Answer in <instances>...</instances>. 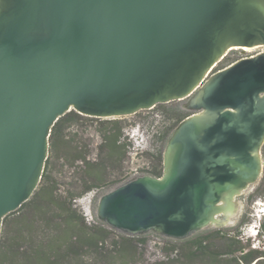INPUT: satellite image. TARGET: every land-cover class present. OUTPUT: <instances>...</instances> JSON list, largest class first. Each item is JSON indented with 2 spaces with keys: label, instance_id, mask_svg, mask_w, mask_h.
I'll return each mask as SVG.
<instances>
[{
  "label": "water",
  "instance_id": "water-1",
  "mask_svg": "<svg viewBox=\"0 0 264 264\" xmlns=\"http://www.w3.org/2000/svg\"><path fill=\"white\" fill-rule=\"evenodd\" d=\"M246 47L264 48V0H0V234L38 188L65 114L120 118L184 99L195 113L169 138L162 176L109 191L98 217L176 240L230 221L210 220L223 194L264 168V52L215 72Z\"/></svg>",
  "mask_w": 264,
  "mask_h": 264
},
{
  "label": "trees",
  "instance_id": "trees-1",
  "mask_svg": "<svg viewBox=\"0 0 264 264\" xmlns=\"http://www.w3.org/2000/svg\"><path fill=\"white\" fill-rule=\"evenodd\" d=\"M175 104L176 101L158 104L153 109ZM176 113L175 122L163 136L164 143L188 117L183 110ZM91 120L101 125L95 158H92L90 145L76 138L71 140L73 146L65 142L67 124H83ZM130 127L128 116L100 120L75 110L58 120L52 129L50 154L38 188L28 201L3 221L0 264H138L140 249L147 243L145 234L116 236V229L104 222L87 221L75 204L77 198L91 190L111 191L130 180L125 172V163L134 147L126 135ZM54 154L72 166L80 163L76 167V181L64 191L49 174ZM262 156L264 159V146ZM145 173L161 177L163 171L157 166ZM251 197L264 200V176ZM257 236L264 237V217ZM252 246L240 235L232 236L222 231L192 235L183 240L168 238L164 246L167 259L160 264H264V250L261 246Z\"/></svg>",
  "mask_w": 264,
  "mask_h": 264
},
{
  "label": "rangeland",
  "instance_id": "rangeland-1",
  "mask_svg": "<svg viewBox=\"0 0 264 264\" xmlns=\"http://www.w3.org/2000/svg\"><path fill=\"white\" fill-rule=\"evenodd\" d=\"M262 52H264V48L231 50L222 62L219 63L218 67H216L215 72L238 60L256 56ZM188 101L189 99H184L176 101L177 104L171 107L144 110L137 115L128 116V122L132 127L127 129L126 135L134 145L129 159L125 163V172H127L130 180L140 176L155 177L145 173V171L156 168L157 166L161 167L162 171H164V154L171 136L165 143L163 142V136H165L168 128L175 122L174 115L177 114L176 112L179 109L186 112L188 117L195 113L186 108ZM100 126V122L92 120L86 121L83 124H67L64 131L67 134V141L65 142L69 146H73L74 143L71 140L76 138L81 143L90 145L92 158H95L98 154L97 146L100 143V133L98 131ZM59 157L60 155L58 154L52 155L49 174L51 175V180L59 183L61 190L64 191L70 187L71 183L76 181L78 171L76 167L80 166V163L78 162L72 166L66 160ZM263 176L264 172H262L260 179L251 189L244 191L236 197V211L230 221L223 225L205 228L193 234V236L198 234L206 235L214 231L228 232L232 236L240 235L244 242L252 243V247L261 246L264 250V237L257 236L260 221L264 217V200L260 198L252 199L251 197L263 179ZM78 189L80 190L81 187L78 186ZM109 191L105 189H94L75 200L76 206L84 213L87 221L92 222L94 219L101 221L97 213L99 202ZM115 233L116 236L127 234L119 230H115ZM144 234L146 235L147 243L140 249L138 264H160L161 261L166 260L164 246L169 237L156 231H148ZM176 264L181 263L176 262Z\"/></svg>",
  "mask_w": 264,
  "mask_h": 264
},
{
  "label": "bare ground",
  "instance_id": "bare-ground-1",
  "mask_svg": "<svg viewBox=\"0 0 264 264\" xmlns=\"http://www.w3.org/2000/svg\"><path fill=\"white\" fill-rule=\"evenodd\" d=\"M256 48L261 47H254V48H244L245 50H253ZM203 116H206L205 114ZM168 158V157H167ZM240 194V191L231 189L230 191L223 194L222 201L217 205L215 210L212 212L210 220L213 223H222L225 220L221 221L219 220L218 216H216L217 213L225 214L227 217H233L235 215L236 211V195Z\"/></svg>",
  "mask_w": 264,
  "mask_h": 264
}]
</instances>
